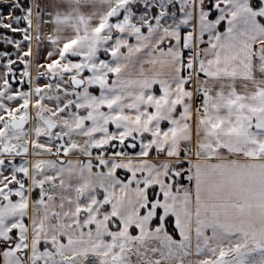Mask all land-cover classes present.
<instances>
[{
  "label": "snow or ice",
  "instance_id": "1",
  "mask_svg": "<svg viewBox=\"0 0 264 264\" xmlns=\"http://www.w3.org/2000/svg\"><path fill=\"white\" fill-rule=\"evenodd\" d=\"M0 264H264V0H0Z\"/></svg>",
  "mask_w": 264,
  "mask_h": 264
}]
</instances>
